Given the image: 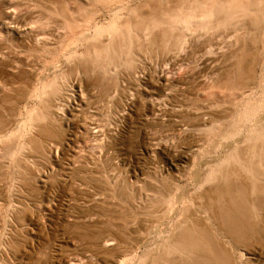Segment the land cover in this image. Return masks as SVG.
Wrapping results in <instances>:
<instances>
[{
  "label": "rangeland",
  "instance_id": "obj_1",
  "mask_svg": "<svg viewBox=\"0 0 264 264\" xmlns=\"http://www.w3.org/2000/svg\"><path fill=\"white\" fill-rule=\"evenodd\" d=\"M177 1L0 0V264H264V0Z\"/></svg>",
  "mask_w": 264,
  "mask_h": 264
},
{
  "label": "bare ground",
  "instance_id": "obj_2",
  "mask_svg": "<svg viewBox=\"0 0 264 264\" xmlns=\"http://www.w3.org/2000/svg\"><path fill=\"white\" fill-rule=\"evenodd\" d=\"M212 2V1H211ZM174 3V2H173ZM177 4H182V2H181V0H178L177 2H176V4L174 5L175 7H176V5ZM206 4V3H205ZM188 5V4H187ZM172 6V5H171ZM183 6V5H182ZM181 7V6H180ZM187 7V6H186ZM185 7V8H186ZM189 8V7H188ZM135 9H137V8H135ZM140 8H138V10H139ZM141 10V9H140ZM139 10V11H140ZM143 10V9H142ZM138 11V12H139ZM172 11V10H171ZM183 12H184V9L182 10ZM201 11V10H200ZM141 12V11H140ZM174 12V11H173ZM181 12V11H180ZM183 12H181V13H183ZM188 12V11H187ZM197 12V11H196ZM204 12V11H203ZM144 13V12H143ZM180 13V14H181ZM184 13H186V11L184 12ZM199 13V12H198ZM135 14H136V12H135ZM172 14H174V13H172ZM190 14V13H189ZM177 14H175V16H176ZM205 15V14H204ZM136 16V15H135ZM170 16V15H169ZM173 16V15H172ZM179 16V15H178ZM177 16V17H178ZM180 16H182V15H180ZM184 16V15H183ZM182 16V17H183ZM185 16H187V15H185ZM183 17V18H185V19H187L186 17ZM147 17V16H146ZM182 17H181V19H182ZM191 17V16H190ZM178 18H180V17H178ZM168 19V18H167ZM172 19V18H171ZM173 19H176V17L175 18H173ZM144 20H146L145 19V17L143 16V15H137L136 16V19L135 20H133V22H131V21H129V22H125L124 24H123V26L121 27V29H122V31H124L125 30V32H129V31H133L134 32V30L136 31L137 29H139V26H140V24L142 23V22H145ZM184 20V19H183ZM189 20V19H188ZM174 20H172V22H173ZM181 21V20H180ZM186 21V20H185ZM165 22V21H164ZM177 22H178V19H177ZM177 22H174L175 24L177 23ZM173 23V24H174ZM168 24V23H167ZM170 24H172V23H170ZM177 24H181L180 22L179 23H177ZM176 24V25H177ZM183 24V23H182ZM169 25V24H168ZM172 27V26H171ZM179 27V26H178ZM177 27V28H178ZM181 28H184V27H181ZM140 30V29H139ZM185 30V29H184ZM238 30V29H237ZM186 31V30H185ZM137 32V31H136ZM150 32V31H149ZM238 32H239V30H238ZM141 33V32H140ZM146 33V32H145ZM142 34V33H141ZM143 34H144V32H143ZM146 35V34H145ZM148 35V34H147ZM237 35H240V34H237ZM141 36V35H140ZM139 37V36H138ZM144 37V36H143ZM142 38V37H141ZM145 38V37H144ZM154 38V37H153ZM140 39V38H139ZM143 39V38H142ZM145 40H146V38H145ZM144 40V41H145ZM152 41V40H151ZM93 50V49H92ZM91 50V51H92ZM134 52V51H133ZM93 55V54H92ZM101 56H102V53L100 54ZM107 56V55H106ZM47 103V102H46ZM50 104V103H49ZM48 104V105H49ZM47 105V104H46ZM51 105V104H50ZM46 108V107H45ZM48 108H50L49 106H48ZM59 108V107H58ZM58 108H54V109H58ZM47 109V108H46ZM51 109V108H50ZM61 109V108H60ZM49 110V109H48ZM40 111V110H39ZM52 112H53V110H52ZM59 112V111H58ZM40 113V112H39ZM50 113V112H49ZM55 114L57 113V112H54ZM44 114V113H43ZM46 115V114H45ZM48 115V114H47ZM53 116V115H52ZM55 116V115H54ZM58 116H59V114H58ZM46 117V116H45ZM44 117V118H45ZM57 117V116H56ZM52 118H55V117H52ZM42 131V130H41ZM97 137V136H96ZM101 138V137H100ZM256 149V148H255ZM259 149V148H258ZM257 150V149H256ZM260 150V149H259ZM261 151V153L263 154V152H262V150H260ZM259 151V152H260ZM261 153H260V155H261ZM258 155V154H257ZM1 161V160H0ZM216 162V161H215ZM223 170H225V169H223ZM221 173H223V172H221ZM228 173H230V175L228 174ZM233 175V174H232ZM230 176H231V172H224L223 174H222V176L221 177H224L225 179H229L230 178ZM238 188V187H237ZM242 206H243V209L244 210H246V204H248L249 205V203H248V201H240L239 202ZM261 204V203H260ZM251 206V205H250ZM169 208V207H168ZM170 209V208H169ZM250 209H251V207H250ZM253 209H254V207H253ZM165 210V209H164ZM255 211V210H254ZM170 212V211H169ZM173 213V212H172ZM168 214V213H167ZM169 216V215H168ZM176 219V218H175ZM184 219V218H183ZM187 219H188V217H187ZM186 218L183 220V222H188V221H191V220H187ZM169 225L168 226H173V225H176V223L178 222V220L176 221V222H174L173 221V214H172V217L169 219ZM180 222V221H179ZM180 224V223H179ZM197 224V222L196 223H194V221H193V223H192V225L191 226H195ZM212 224V223H211ZM210 224V225H211ZM203 225V224H202ZM211 227V226H210ZM156 228V227H155ZM157 228H158V226H157ZM203 228V227H202ZM212 228V227H211ZM210 228V229H211ZM214 228V227H213ZM213 228H212V230H213ZM152 229H154L153 227H152ZM159 229H163V231H165V230H167L168 229V227L167 226H165L164 225V227H162L161 226V228H159ZM207 229V228H206ZM215 229V231H219V229H217L216 227L214 228ZM154 232H155V230H154ZM205 232V231H204ZM113 234V233H112ZM132 234V233H131ZM154 234V233H153ZM111 235V234H110ZM97 236V235H96ZM117 236V235H116ZM123 236V235H122ZM189 237V236H188ZM119 238V237H118ZM122 238V237H121ZM124 239V238H123ZM122 239V240H123ZM93 241H94V239H93ZM97 241V240H96ZM186 241H189V239L187 238L186 239ZM176 242H178V240H176ZM98 243H100V245L101 246H103V247H109V246H120L121 245V240L119 239V240H116V239H114V238H109V237H107V238H103V239H100L99 241H98ZM170 245L171 246H173V248L174 249H171V253L172 254H176L177 256H178V258L181 260V261H183V262H185V263H187V262H189L191 259V256H192V254L191 253H189V252H187L185 249H183V248H180V247H178V246H176L175 244H173L172 242H170ZM99 246V245H98ZM138 246V245H137ZM140 247H141V245H140ZM143 247V246H142ZM97 248V247H96ZM135 248H138V247H135ZM101 249V248H100ZM99 249V250H100ZM97 250H98V248H97ZM102 250V249H101ZM135 251H137V250H135ZM205 252H208V253H214V250L213 249H211V248H208ZM229 252V251H228ZM237 257V256H236ZM238 258H239V256H238ZM232 258L227 254V252L225 251L224 252V255H223V257H222V261L225 263V264H234L233 263V261L231 260ZM131 260V259H130ZM233 260H234V258H233ZM235 261H236V258H235ZM118 264V263H117Z\"/></svg>",
  "mask_w": 264,
  "mask_h": 264
}]
</instances>
